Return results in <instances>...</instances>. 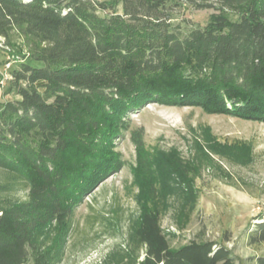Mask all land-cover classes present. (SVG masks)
Here are the masks:
<instances>
[{
	"label": "trees",
	"instance_id": "16d2710c",
	"mask_svg": "<svg viewBox=\"0 0 264 264\" xmlns=\"http://www.w3.org/2000/svg\"><path fill=\"white\" fill-rule=\"evenodd\" d=\"M201 1L0 0V52L14 32L30 51L6 82L19 98L0 101V192L26 191L0 199V264L63 262L76 208L120 168L113 141L146 104L264 121V0H217L237 17L184 32L171 10ZM130 236L135 264H236L214 241L172 248L151 211ZM249 238L264 243V217Z\"/></svg>",
	"mask_w": 264,
	"mask_h": 264
},
{
	"label": "rangeland",
	"instance_id": "374dc122",
	"mask_svg": "<svg viewBox=\"0 0 264 264\" xmlns=\"http://www.w3.org/2000/svg\"><path fill=\"white\" fill-rule=\"evenodd\" d=\"M200 4L181 2L171 10L184 32L214 14L237 17L235 6ZM11 43L13 53L0 52V63L10 57L16 67L29 56V45L17 32ZM8 87L0 85L1 102L19 98ZM112 150L120 168L76 208L61 264H135L131 256L139 245L130 234L149 211L159 216L172 248L214 241L231 249L236 264L264 259V243L249 238L264 217V121L151 102L130 114ZM6 176L0 170V183L8 182ZM25 197L20 184L0 192V199Z\"/></svg>",
	"mask_w": 264,
	"mask_h": 264
},
{
	"label": "built area",
	"instance_id": "2783aa9c",
	"mask_svg": "<svg viewBox=\"0 0 264 264\" xmlns=\"http://www.w3.org/2000/svg\"><path fill=\"white\" fill-rule=\"evenodd\" d=\"M9 58L10 57H8V61L2 67H0L1 85H5L6 82L12 78V75L10 73L12 68V61Z\"/></svg>",
	"mask_w": 264,
	"mask_h": 264
}]
</instances>
